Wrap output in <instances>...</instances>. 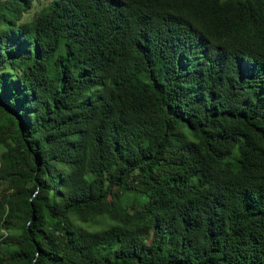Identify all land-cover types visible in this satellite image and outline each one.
Instances as JSON below:
<instances>
[{
	"label": "trees",
	"instance_id": "16d2710c",
	"mask_svg": "<svg viewBox=\"0 0 264 264\" xmlns=\"http://www.w3.org/2000/svg\"><path fill=\"white\" fill-rule=\"evenodd\" d=\"M36 2L0 0V264H264V0Z\"/></svg>",
	"mask_w": 264,
	"mask_h": 264
},
{
	"label": "rangeland",
	"instance_id": "374dc122",
	"mask_svg": "<svg viewBox=\"0 0 264 264\" xmlns=\"http://www.w3.org/2000/svg\"><path fill=\"white\" fill-rule=\"evenodd\" d=\"M45 1H47V0H37L34 8L30 12L26 13V15L24 17V20H30L33 17V15H34V12L37 9L41 8L45 4ZM136 244H137V240L134 239V240H132V241H130L128 243V246L129 247H134V246H136Z\"/></svg>",
	"mask_w": 264,
	"mask_h": 264
}]
</instances>
